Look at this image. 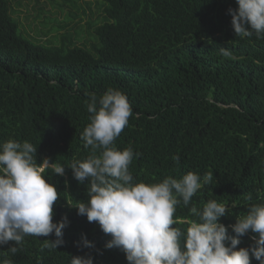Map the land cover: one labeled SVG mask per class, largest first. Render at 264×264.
Wrapping results in <instances>:
<instances>
[{
	"label": "trees",
	"instance_id": "obj_1",
	"mask_svg": "<svg viewBox=\"0 0 264 264\" xmlns=\"http://www.w3.org/2000/svg\"><path fill=\"white\" fill-rule=\"evenodd\" d=\"M11 1L0 0V144H37L38 164L83 160L90 154L81 140L90 123L87 94L99 98L116 89L134 113L114 142L118 150L140 153L129 165L133 183L211 171L213 183L192 203L202 209L208 200L226 202L229 215L220 218L226 227L264 199V38L234 35L228 9L237 7L235 0H101V22H87L82 44L78 30L55 35L54 42L32 39L13 17ZM65 1L74 3H49L64 9ZM75 5L66 17L81 21ZM46 175L60 195L53 222L68 220L64 244L50 250L44 244L54 234L27 236L16 254L8 251L13 242L0 246V261L70 264L72 256L91 255L93 264H127L120 249L105 247L110 236L99 224L70 206L87 201V179L78 182L69 168L59 176L49 167ZM174 219L173 227L186 232L195 217L179 206ZM228 235H235L230 227ZM252 235L239 237L237 247L253 245Z\"/></svg>",
	"mask_w": 264,
	"mask_h": 264
},
{
	"label": "clouds",
	"instance_id": "obj_2",
	"mask_svg": "<svg viewBox=\"0 0 264 264\" xmlns=\"http://www.w3.org/2000/svg\"><path fill=\"white\" fill-rule=\"evenodd\" d=\"M235 3V9H228L234 35L264 38V0ZM220 51L225 57L231 55L227 49ZM87 95L90 123L81 140L90 154L83 160H74L67 167L48 158L38 164L37 144L14 139L0 144V246L13 242L8 251L16 254L25 237L52 234L55 239L46 240L44 248L57 250L64 244L68 220L62 217L53 222V208L60 195L46 170L51 167L54 174L63 176L69 168L78 182L88 181L87 201L70 206L89 222L99 224L110 236L105 247L120 249L127 264H251L252 259L264 264V199L249 203L246 214L228 226L235 235H228V227L220 222L229 215L226 202L208 200L202 209L192 203L199 190L213 183V172L167 176L152 184L133 183L129 165L140 153L131 147L118 150L114 143L134 114L131 103L125 94L111 88L99 98L95 93ZM173 159L179 161L178 156ZM245 200L251 202L252 195L246 194ZM179 206L195 217L186 232L173 227ZM248 233L253 234V245L238 248L239 237ZM83 245L93 247L86 239ZM70 264H93V258L72 256Z\"/></svg>",
	"mask_w": 264,
	"mask_h": 264
},
{
	"label": "rangeland",
	"instance_id": "obj_3",
	"mask_svg": "<svg viewBox=\"0 0 264 264\" xmlns=\"http://www.w3.org/2000/svg\"><path fill=\"white\" fill-rule=\"evenodd\" d=\"M50 0H21V5L18 6L17 2H10L11 8L16 11L13 14L17 17L20 25L26 31V34L32 37V39L38 40L41 43L54 42L55 35L67 34V32L74 33L78 30V44L84 43L89 39L87 22L100 23L102 17V3L101 0H72L74 3L70 4V1L64 6V9L55 8L49 3ZM89 2V6L85 5V2ZM76 2L87 13L82 18V9L78 11L77 17L80 16L81 21L78 18L68 19L67 11L76 8ZM40 8L43 12L40 13ZM90 8V9H88ZM72 11H75L74 9ZM65 26L61 28L60 23ZM77 34V33H76ZM74 34L73 36H75ZM26 37V36H25Z\"/></svg>",
	"mask_w": 264,
	"mask_h": 264
}]
</instances>
